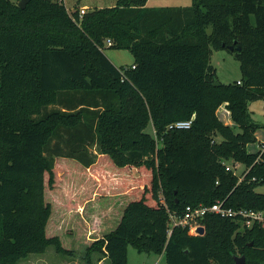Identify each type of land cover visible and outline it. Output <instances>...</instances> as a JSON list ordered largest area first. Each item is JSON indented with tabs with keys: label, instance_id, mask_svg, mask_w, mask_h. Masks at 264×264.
Here are the masks:
<instances>
[{
	"label": "trees",
	"instance_id": "16d2710c",
	"mask_svg": "<svg viewBox=\"0 0 264 264\" xmlns=\"http://www.w3.org/2000/svg\"><path fill=\"white\" fill-rule=\"evenodd\" d=\"M20 1L0 0V264H18L51 246L73 255L56 235L68 230L62 231L65 211L50 226L46 175L52 190L59 159L104 177L124 200L141 192L121 207L111 232L90 240L92 231L80 229L88 263L98 253L111 264H129L131 246L165 254L167 264H235L242 256L245 264H264L261 225L207 215L204 235L188 227L169 233V211L189 205L225 201L264 212V192L257 191L264 187V151L247 150L262 128L249 105L264 101V0L161 8L118 0L82 18L59 0H31L25 9ZM108 48L129 50L134 64L116 67ZM214 50L239 61L241 84L218 81ZM224 104L234 126L218 116ZM190 120L189 129H169ZM150 123L154 135L146 131ZM95 145L97 154L90 150ZM103 155L120 170L98 168ZM235 164L246 168L241 177Z\"/></svg>",
	"mask_w": 264,
	"mask_h": 264
},
{
	"label": "rangeland",
	"instance_id": "374dc122",
	"mask_svg": "<svg viewBox=\"0 0 264 264\" xmlns=\"http://www.w3.org/2000/svg\"><path fill=\"white\" fill-rule=\"evenodd\" d=\"M12 2H18V0H11ZM60 1V0H59ZM69 10L70 14L74 12H80L81 9H85L86 12L94 8H109L116 5L118 0H62ZM192 5V0H149L147 3L148 8H161V7H189ZM80 17L82 18L83 16ZM107 46V41L106 44ZM106 56L111 60V62L118 68L131 67L134 62V57L129 50H115V49H106ZM211 64L215 67L217 71V78L221 84H230L235 83L241 78L240 63L235 58V56L229 53L227 50H214L211 58ZM225 106V105H224ZM222 106L218 110L219 118L225 123L224 115L228 112L225 111V107ZM252 106V107H251ZM252 110V108L254 110ZM228 110V109H227ZM249 110L251 112L252 118L254 121L262 125V128L259 130V137L264 138V101H257L250 103ZM223 111V113L221 112ZM230 112V111H229ZM253 112V113H252ZM231 114V113H230ZM232 120V119H231ZM146 131L154 135V127L152 123L149 124ZM236 132H239V129H235ZM218 141H221V138H218ZM92 153L97 154L98 147L92 146ZM248 152L254 153L258 150V143H254L248 146ZM107 156H100L97 162L98 168L103 171L113 173L114 171L118 172L120 168H117L111 162L110 168L106 165ZM61 160V161H60ZM63 162H72L77 165H67ZM231 164V163H230ZM77 162L68 159H59L57 160L55 166V186L54 189L50 190L48 183V175H46V191H47V201H49L53 207V218L51 219V227H55V224H58V215L60 212L65 211V218L62 220L63 230H66V233H57L56 235L60 236L64 241L66 248H70L73 251L72 256H64L56 252L54 246L49 247L46 252L42 255H30L27 259L20 261L18 264H40L38 259L46 257L50 264H97L104 257L101 254H94L91 257V262L88 263V257H86V244H80L83 238V231L89 230L92 231L90 235V240H96L104 234H107L115 229L117 226L118 218L121 214V207L128 200H135L141 196V192L136 194H124V198L121 196V189H110V182H107L104 177L99 176L98 178L93 177L90 170H86L82 167H79ZM81 166V165H80ZM70 168L67 171V168ZM245 166L243 164H237L235 168V173L238 176H242L245 171ZM122 170V169H121ZM129 172L134 174V169H128ZM114 176L107 178L108 180H113ZM89 191V193H88ZM258 192L263 193L264 187H259ZM64 202L65 208L61 206L58 208L59 202ZM111 208L110 217L104 216L102 211L105 208ZM98 208H101L102 211H98ZM108 209V208H107ZM99 217V218H98ZM117 222V223H116ZM114 223H116L112 228H110ZM110 228V229H109ZM101 229V230H100ZM80 235L76 236V233ZM88 233V231H87ZM68 238V239H67ZM68 240V241H67ZM70 242V244H68ZM38 260L35 261L34 260ZM128 261L129 264H167L166 255H158L154 253L138 252L135 248H128ZM43 263V262H42ZM103 264H111L110 260L103 262Z\"/></svg>",
	"mask_w": 264,
	"mask_h": 264
},
{
	"label": "built area",
	"instance_id": "2783aa9c",
	"mask_svg": "<svg viewBox=\"0 0 264 264\" xmlns=\"http://www.w3.org/2000/svg\"><path fill=\"white\" fill-rule=\"evenodd\" d=\"M80 14L81 16L85 15L86 10L81 9ZM112 43L113 42L111 40H107V47L111 46ZM133 68L135 67L133 66ZM239 84L241 83L239 82ZM224 105L226 106V104ZM225 111L229 112L226 109V107H225ZM192 123H193V120L179 121V122H176L170 125L169 129H189ZM236 167H237V164H235L233 169L235 170ZM227 170L230 171L231 168L228 166ZM207 215H216L221 218L238 219L242 222L243 227H247V228H251L254 225H261L262 227H264V212L252 211V210H246V209H234L231 207H227L225 204V201H219L211 206H206V205L191 206L189 205V206H186L181 213L169 211V218H170V224H171L169 233L171 234L175 227H188L191 235H199L198 230L200 227H203L201 225V221Z\"/></svg>",
	"mask_w": 264,
	"mask_h": 264
},
{
	"label": "crops",
	"instance_id": "0c3cea01",
	"mask_svg": "<svg viewBox=\"0 0 264 264\" xmlns=\"http://www.w3.org/2000/svg\"><path fill=\"white\" fill-rule=\"evenodd\" d=\"M66 6V5H65ZM133 64H134V62H133ZM240 80H241V78L238 80V82H240ZM252 107V106H251ZM250 110H251V108H250ZM252 110H254L253 108H252ZM251 110V111H252ZM222 113H223V111H221ZM253 113V112H252ZM224 115V120H225V124L226 125H230V126H234V124H233V121L231 120V114H230V112H228L227 114H223ZM262 126V125H261ZM260 130V129H259ZM259 130L256 132V138H257V143H258V150L256 151V152H258V151H260V150H262V151H264V138H260L259 137ZM255 142V143H256ZM254 144V143H253ZM251 145V144H250ZM249 146V145H248ZM248 148V147H247ZM256 152H254V153H256ZM250 153V152H249ZM128 202H126L125 204H124V206L127 204ZM108 208V209H107ZM107 208H105V210L104 211H102L101 210V208H98V211L100 212V211H102V214L104 215V216H108V218L110 217V214H111V208L110 207H107ZM124 208V207H123ZM122 211H123V209H122ZM101 213V212H100ZM121 217H122V212H121V214H120V217L118 218V220H117V222H119L120 221V219H121ZM99 218V217H98ZM101 230V229H100ZM100 238V237H99ZM43 255V254H42ZM39 260V262H40V264H50V262L48 261V259H46V257H43L42 259H38ZM38 260H34L35 261V263H36V261H38ZM105 261H108V259L107 258H104V259H102L100 262H98L97 264H103V262H105ZM43 262V263H42ZM62 263H60V264H63V261H61ZM57 264H59V263H57Z\"/></svg>",
	"mask_w": 264,
	"mask_h": 264
},
{
	"label": "water",
	"instance_id": "95a60500",
	"mask_svg": "<svg viewBox=\"0 0 264 264\" xmlns=\"http://www.w3.org/2000/svg\"><path fill=\"white\" fill-rule=\"evenodd\" d=\"M31 0H21L19 3H18V6L21 8V9H25L26 6L28 5V3L30 2ZM232 51L234 50V47H231L230 48ZM238 50H241L240 47H238ZM215 86H219L220 83L216 80L215 83H214ZM198 234L199 235H204L205 234V228L204 227H200L199 230H198ZM246 263V259L244 256L242 257H236L235 258V264H245Z\"/></svg>",
	"mask_w": 264,
	"mask_h": 264
}]
</instances>
